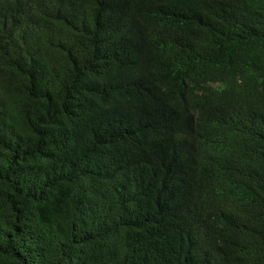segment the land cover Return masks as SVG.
<instances>
[{
    "label": "trees",
    "instance_id": "obj_1",
    "mask_svg": "<svg viewBox=\"0 0 264 264\" xmlns=\"http://www.w3.org/2000/svg\"><path fill=\"white\" fill-rule=\"evenodd\" d=\"M221 4L218 29L264 27V0ZM182 15L161 0H0V264H231L232 183L247 169L264 195V80L253 90L251 29L179 77ZM160 87L191 105L167 108Z\"/></svg>",
    "mask_w": 264,
    "mask_h": 264
},
{
    "label": "clouds",
    "instance_id": "obj_2",
    "mask_svg": "<svg viewBox=\"0 0 264 264\" xmlns=\"http://www.w3.org/2000/svg\"><path fill=\"white\" fill-rule=\"evenodd\" d=\"M173 2L174 5H181L184 7V13L191 12V15L182 19L186 25H182L183 29L186 27V35L183 34L179 54L174 61L178 76L190 80L194 78L193 70H209L216 66L231 50L233 40L239 37L247 29L252 30L249 46L253 52L256 63L259 67V72L254 75L252 87L257 90L260 83L264 80V27L256 29L253 26L244 27L248 24L246 17H242L235 22L234 26L219 28L215 21L209 18V12L217 11L224 0H161ZM209 6L204 12L199 22L192 24L197 13L204 7ZM240 38V37H239ZM171 50V49H170ZM251 68V66H249ZM208 79L205 84H200L207 92L215 97H218L219 92L224 89V84L217 80L211 79V74H207ZM241 84V82H240ZM155 92L158 99L169 109L178 111L177 109L186 110L191 103L183 101L175 94L165 87H160ZM244 90L241 87L231 91V96L239 100V103L244 106L241 94ZM238 102V101H237ZM245 107V106H244ZM246 108V107H245ZM195 110V109H194ZM264 118V107L257 114ZM258 116L255 123L254 135H264V125L260 123L262 120ZM236 143V141L233 140ZM239 145L237 149L241 148ZM236 149V150H237ZM228 159L234 158L231 156L232 149L228 148ZM251 162L255 165L258 162V157H251ZM214 167L208 162H204L202 169L204 174H211ZM249 179L247 169L243 170L236 179V184L232 183L231 194L228 200L236 195L241 197V201L233 204L231 203L230 211L225 219L224 233L220 235V239L227 251L231 264H264V261H259L263 257L260 248L264 246V227L263 220L256 208L259 204L264 203V195L254 189V180ZM217 186H222L220 182H214ZM264 191V188H262ZM257 196L258 198H254ZM227 200V202H228ZM220 200H212L207 204L211 210H218L224 208Z\"/></svg>",
    "mask_w": 264,
    "mask_h": 264
}]
</instances>
